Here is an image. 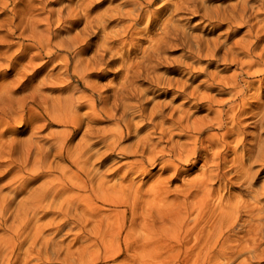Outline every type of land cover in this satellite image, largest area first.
<instances>
[{
    "label": "bare ground",
    "instance_id": "1",
    "mask_svg": "<svg viewBox=\"0 0 264 264\" xmlns=\"http://www.w3.org/2000/svg\"><path fill=\"white\" fill-rule=\"evenodd\" d=\"M16 1L14 17L8 23L30 43H18L19 53L12 59L10 50L0 53V60L9 57V66L15 71L10 80L0 75V158L9 157L0 167L8 169L7 186L13 197L28 194L19 214L24 222L29 224L49 207L42 217L51 213L52 222L41 228L49 225L61 233L64 228L81 231V226L93 228L89 223H96L92 230L98 232L100 236L95 237L101 240L95 241L101 243L91 251L94 263L143 248L183 254L187 264L193 256L204 253L227 264H235L240 257H245L241 264H264V0H222L219 4L215 0H115L118 4L110 3L98 19L91 18L80 2L75 7L67 2L61 8L48 9L50 3L61 0ZM37 2L42 5L43 16L35 14ZM20 5L25 8L16 10ZM184 14L200 18L196 25L202 29L224 28L225 34L205 39L201 33H187L177 18ZM112 20L117 21L116 30L109 32L108 22ZM80 22L84 27L75 37L65 35L54 42L62 32L54 27L67 25L65 32L69 33L68 27ZM245 28L240 38L231 40ZM100 32L96 50L84 59L93 46L90 38ZM146 38L149 46L142 48ZM178 47L188 54L175 64L171 62L174 68L184 67L191 73L194 63L207 62L202 68L205 78L196 87L191 78L175 79L159 72L167 49ZM60 50L72 51L73 61L65 57L61 74L45 72L34 85L39 72L36 67L43 69L60 58ZM46 57L49 60L36 63ZM219 64L225 70L231 66L238 70L232 75L209 71ZM72 65L73 73L92 94H86L79 85L72 86L71 77L64 76ZM112 66L121 74L120 82L114 85L111 81L107 90L97 91L90 77ZM30 69L35 70L33 76L22 82ZM257 76L260 79H245ZM59 83L63 85L56 87ZM143 84L150 85L151 90L143 89ZM154 90H163L172 98L157 102L148 96ZM252 99L257 103H250ZM200 110L207 113L194 119ZM250 118L255 130L251 133L247 125ZM105 121L113 126L99 125ZM15 122L35 125L32 135L52 126L61 129L51 130L46 142L35 150L32 144L17 147L19 141L13 138L4 141ZM2 126L8 129L1 130ZM127 140L130 142L124 144ZM116 157L130 161L117 168L112 177L109 173L113 169L102 174L100 168L115 164ZM200 161L199 173L188 180L190 170L185 167L193 170ZM158 165L162 173L145 189L137 179L151 176ZM164 173L167 176L161 177ZM40 179L43 182L37 189L30 188ZM178 181L181 184L171 189ZM141 232L144 235L137 237ZM192 235H196L192 238L196 242L189 246L186 240ZM106 237L111 239L105 241ZM7 239L1 241L0 253L6 252L7 246H1L8 243ZM89 247L86 250L90 251ZM43 249L48 251L46 246Z\"/></svg>",
    "mask_w": 264,
    "mask_h": 264
},
{
    "label": "rangeland",
    "instance_id": "2",
    "mask_svg": "<svg viewBox=\"0 0 264 264\" xmlns=\"http://www.w3.org/2000/svg\"><path fill=\"white\" fill-rule=\"evenodd\" d=\"M116 1H119L118 3H121L120 1L124 2V0H116ZM116 1L115 0H72V2H70V0H61V1H56V2L50 3V5L48 6V9H50V8H53V9L61 8L65 5H67L66 4L67 2H68V4L72 3L73 7H75L74 5L76 3L80 2V3H83L87 7V8H85V6H84L85 10L87 9L86 12L90 13L91 18L93 17L95 19H98V18L102 17L103 15H105L107 8H109L108 6H110L109 5L110 3L117 5L118 3ZM215 1H216L215 2L216 4H219V2L222 0H215ZM236 1L237 0H233L232 3L236 2ZM15 2H17V1L16 0L15 1L14 0H0V53H3V52L10 50L8 55L10 56L11 59L13 58V56H16L19 53L18 43H20V42H25V44L30 43L27 40L20 38V36H19L20 31L13 32V27H11L12 23H8V21L12 17H14ZM224 2H226V1H224ZM39 3L40 2L36 3L37 9L35 10V14L43 16L44 11L41 9L42 8L41 3L40 4ZM158 3L161 4L162 2H158ZM59 6H61V7H59ZM24 8H25V5H20L19 7L16 8V10H20V9L22 10ZM168 15H169V12H167L166 16H168ZM179 16L180 17H177V18L184 21V22L180 21V23L182 26L183 25L185 26L187 33H192L195 35L201 33V34H203V37L205 39H214L220 34H225L224 28L223 29H219V28L211 29L212 26L211 27L208 26V27L202 29L201 26H198L199 22H201L200 18H198V19L196 17L193 18V16L191 14L190 15L184 14V15H179ZM184 16H186V17H184ZM186 18H187V20H186ZM116 22L113 20L108 22V31L109 32H111L110 30H112V29H113L112 31L116 30V28H114L117 25ZM185 23H186V25H185ZM197 23H198V25H196ZM1 24H2V26H1ZM194 25L197 26L198 28L192 27ZM215 25L216 24H214V26ZM65 26L67 27V25H62L60 28H58L57 26L54 27V30L59 29V31H60L62 29L61 35L59 36V34H58L55 37L56 39H54V42H56V43L59 42L60 39L65 37V35H67L65 38L75 37L79 33V31L84 27V22H80L76 26L68 27L69 33L65 32V30H67L65 28ZM40 28L44 29L43 26H41ZM192 28H193V31H192ZM246 30H247L246 28L241 29L238 32L239 34L235 33V35L231 38V40H235V39L240 38L245 33ZM100 37H101V32H100V34L99 33L95 34L93 36V38H90L91 39L90 42H91V44H93V46H92L93 48L90 47V50L84 55V57H83L84 59L88 60L89 57L94 53V51L96 50V47H97L96 43L100 41ZM148 39L147 38L144 39L145 41L143 42V44L141 43V45L143 46L142 48L149 46ZM32 51L34 53L37 52V50H32ZM70 52L71 53L68 54L67 51L60 50V51H58V54H59V56L61 54L62 55L60 56V58L58 57V59H57L60 61L55 60L54 62H49L48 65L47 64H46V66L44 65L43 69L39 68L40 65H39V67H36V70H39V72H38V76H37L38 78L36 77L35 78L36 80L35 79L33 80L34 85H36L38 83V80L41 79L42 75L45 72H55V73L61 74L63 71H60L59 69L63 65V63L65 61V57H68L71 59V61H73V56L75 54L72 53V51H70ZM187 54H188L187 50L182 48V47H178L176 49H173V48L167 49L166 54L164 55V57L166 59H165L164 63L161 64V66H159L160 67L159 72L165 73L168 77H171V78H175V77H180L182 79L191 78L192 86L196 87L199 84H201V81L205 78V75L202 74V68H204L206 66V64H207L206 61H203L201 64L194 63L193 64L194 70H192L191 73H187V71H184V69H185L184 67L174 68L173 65L170 64L171 62L172 63L174 62V64H175V62L177 60L183 59V58H181V57H183V55H185L187 57ZM136 56L140 57L141 56L140 52L136 53ZM6 58L0 60V66H1L0 67V75H1V77L6 75V76H8V78L10 80L15 76L14 75L15 71H13L9 66L10 65V58L7 56H6ZM167 59H168L169 63H166ZM44 60L47 61V60H49V58L46 57L43 60H37L36 63L37 64L42 63V61L44 62ZM55 66H57L56 69H55ZM40 69H42V70H40ZM73 69H74V67L72 65L69 72L64 73V76L66 75V76L71 77L70 84L74 87L79 85L85 91L86 94L87 93H88V95L92 94V92L85 87V84L79 79V77L73 73ZM237 70L238 69L236 66H231L229 69L225 70V66L220 65V64L216 65V66H211L209 69L210 72L217 71V72H222L223 74H226V75H232ZM33 71H35V70L30 69V71L26 74V75H28V77L25 76L23 80L21 79L22 82H25L29 77L33 76ZM260 77L261 76H257L255 79H253V78H245V79H247L246 81H250V80L253 81L256 79H260ZM120 78H121V74H116V68L115 67L113 68V66H112V67H108L104 70L102 69L100 71L94 72L93 76H91L89 80L91 82L92 81L94 82V83L93 82L92 83L97 87V89L99 88L97 91L100 90L101 92H104L105 90H107L109 88V86L112 85V84L110 85L111 81H113L114 85H115V84H117V82L118 83L120 82L119 81ZM61 85H63V84L59 83L56 87H58V86L60 87ZM139 85H141V84H139ZM20 86H21V84L19 85V87ZM51 86H55V85H51ZM142 88L143 89H150L151 86L148 84H143ZM85 89H87V90H85ZM201 89H204V88L201 87ZM55 92H57V90H55ZM55 92H52V93H55ZM111 93H112V91L106 92L105 94H111ZM55 94H58V92ZM148 96L150 98H155V101H157V102L161 101L160 103L167 102V101H164L167 99V97H168V100L172 98L171 95H170L171 97L165 96L163 94V90L151 91V92H149ZM222 98H226V96H222ZM133 102H135V101H133ZM154 102L152 101L150 104H148L147 107L151 108L153 106L152 104H154ZM180 102H181V100L174 103V105L177 106ZM249 102L252 104L257 103L256 101H253V99L249 100ZM206 113H207L206 110H200L199 112L194 114L193 118L194 119L201 118ZM29 117H30V114L26 113V118H29ZM248 120H250L247 122L248 132H250V133L254 132L255 130L253 128V123H251V122H253V118H250ZM12 124L13 125L15 124L13 126V131L9 130L11 133H9V132L6 133L7 139H4V141H7V140L10 141V140H12L11 138H13V139H16L19 141V142L17 141L18 142L17 147H19V146L23 147L24 143H26V144H32L33 147H35V150H36V146L39 147L46 142L47 138L50 136L49 134H50L51 130H60L61 129V127L52 126L53 128L44 129V130L40 129L39 133L32 135V128L35 125H29L26 123L19 124L18 122H15ZM99 125L105 126V127H112L113 123L111 124L110 122L105 121V122L100 123ZM2 129L4 131H6V129H8V127L2 126L1 130ZM177 132L178 131H175L174 134H177ZM79 137H80V135L74 139L75 142L73 140L74 144L77 143ZM175 139L176 140L179 139V136H176ZM128 142H130V141L127 140L124 142V144L128 143ZM20 150L21 149L18 148L17 153H19ZM16 155L19 156V154H16ZM8 158L9 157H5L2 159L0 158V164H1V162H8ZM52 159L53 158H50L51 161H52ZM114 159L116 160L115 164L114 163H113V165L109 164L110 166L107 165V167H106V168H108L107 171H106L105 166L101 167V165H100V167H101L100 170H102L101 171L102 174L104 172L109 173L113 169L115 171L112 170V172L109 174H110V176L111 175L114 176L117 173V170H118L117 168L121 167L125 162L130 161V159H123L121 157H116ZM200 162L198 163L197 167L194 168L193 170H191V167H185L187 170H190V172H189L190 175L187 177L188 180L195 178V176L199 173L201 166L203 164L202 161H200ZM97 163H95V164L97 167H99V164H97ZM62 166H66V164L62 163ZM160 167H161L160 165L156 166L152 170L151 176L139 177L137 179V181L139 183L141 182V184L143 183V185L145 184L144 188L146 189L148 184H150L152 181L156 180L160 176V174L162 173ZM7 170L8 169L4 166L0 167V188H1L0 189V212H1L0 213V236H1L0 237V243H1V241L9 238V239H7V241L10 244H8V243L6 245L2 244L1 247H4V246H7V247H5L6 252L0 253V256H1L0 257V264H91V262H93V264H187V263H185V259H184L183 254H180V253L176 254L175 253V254L170 255L168 252L155 251V250L153 251V249H152V252H150L151 250L143 251V248H142V250H139L137 252L135 250L130 252V253L124 252L121 256H119L115 260H108V261H100L99 260L97 262L95 261V263H94V260H96V258H95V255L93 254V252L91 253V251L93 250V248L96 244L101 243L100 241H95V240H101V237H98V238L95 237V236H100V235L96 234L97 231L94 232V230H92V229L97 228L95 225L96 223L95 224H93V222L89 223V224H92V226H95L93 228L90 227L91 225L87 226V228H85L84 226H81V228H83V230L81 229V231H84L83 233L78 228H77L78 230L73 229V231L71 228L70 229L64 228L63 229L64 231L61 233L55 232L56 230H52V227L49 226L50 223L52 222L51 221L52 220L51 219L52 214L50 213L49 215H47V217H42L44 215L43 212L49 211V209H50L49 207L45 208L44 210L42 209L39 212V215L37 216V218L31 220L29 224H28V222H24L25 218H23V216H21L19 214L23 212V209L26 206V203H27L26 197L28 196V194L19 193L17 196L13 197V194L10 193V189H8V186H7V183L9 182V178H10V175L7 174ZM73 170L75 171L76 168H73ZM113 172H114V174H112ZM109 174H107V175H109ZM165 176H167V173H166V175L164 173L161 177H165ZM42 182H43V179L37 180L34 182L35 184L33 183L34 186L32 185L33 187H30V188L37 189L42 184ZM180 184H181V181L174 182L173 184H171V186H172L171 189H174L175 186H178ZM234 194H238L237 191H234ZM7 203L10 205H7ZM19 216L22 217V219ZM17 217H19V220ZM38 218H40V221H37ZM49 221H51V222H49ZM10 222H11V224H10ZM14 222H16V224H14ZM47 223L49 224L48 227L41 228L43 226H47ZM85 225H88V224L86 223ZM25 228H26V230H25ZM35 228L39 229V232ZM41 229H43L42 232L40 231ZM85 229H86V231H85ZM16 231H19V232L17 233ZM15 232H16V234H14ZM67 232H69V234H67ZM90 233H92V235ZM142 233L143 232H141L140 234H137V237H139V236L142 237L144 235ZM194 234H196V233H194ZM93 235H94V238L92 237ZM40 237H41V239H39ZM88 237H89V239H88ZM10 238H13V239H10ZM18 238H21V239H18ZM192 238L196 239V235H192L186 240V242H188L189 246L195 245L196 241H195V239H192ZM91 239H93L95 243ZM104 239L106 241L107 239L110 240L111 238L106 237ZM172 241L170 243H172ZM19 244H22V245L20 246ZM172 244H175V241H173ZM8 245H10V246H8ZM89 245H90V247H89ZM45 246L48 248V251H46V249H45V251L43 252L42 249L45 248ZM9 247L12 249H10ZM13 247H14V249H13ZM88 247H89L90 251L86 250V249H88ZM7 248H9V250H7ZM51 249H53L54 252ZM7 251H9V254H7L8 253ZM39 251H41V252H39ZM155 252H157V253H155ZM158 252H160V254ZM91 254H93V255H91ZM207 256L208 255L205 253L203 254V256H199V257H198V255L197 256L195 255V256H193V258L191 259V262H189V263L190 264H205V263L208 264L210 262V264H220V263L221 264H227V261L224 259H219V261H218V258L211 257V256H210L211 257L210 258L209 256L208 257ZM207 258L209 259V262H208ZM198 259H199V261H198ZM48 260H51V262H49ZM206 260H207V262H206ZM244 260H245V257H240L237 259L235 264L244 263ZM251 264H257V263L252 262Z\"/></svg>",
    "mask_w": 264,
    "mask_h": 264
}]
</instances>
